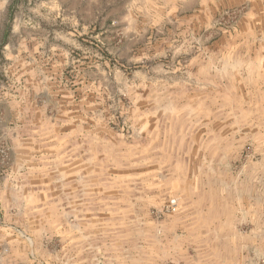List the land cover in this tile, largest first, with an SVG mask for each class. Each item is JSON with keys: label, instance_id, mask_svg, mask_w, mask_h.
<instances>
[{"label": "rangeland", "instance_id": "rangeland-1", "mask_svg": "<svg viewBox=\"0 0 264 264\" xmlns=\"http://www.w3.org/2000/svg\"><path fill=\"white\" fill-rule=\"evenodd\" d=\"M234 1L0 0L4 264H264V45Z\"/></svg>", "mask_w": 264, "mask_h": 264}, {"label": "crops", "instance_id": "crops-1", "mask_svg": "<svg viewBox=\"0 0 264 264\" xmlns=\"http://www.w3.org/2000/svg\"><path fill=\"white\" fill-rule=\"evenodd\" d=\"M234 2L238 4L245 3L247 7L244 16L241 18L242 29L246 35L244 38L249 41L250 36L254 35L255 42L264 45V0H235ZM250 60L252 61L251 58ZM256 71L264 73V67ZM259 76L262 77L261 74ZM3 262L2 252L0 251V264H4Z\"/></svg>", "mask_w": 264, "mask_h": 264}]
</instances>
